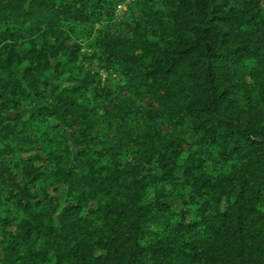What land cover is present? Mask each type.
I'll list each match as a JSON object with an SVG mask.
<instances>
[{
	"label": "trees",
	"instance_id": "trees-1",
	"mask_svg": "<svg viewBox=\"0 0 264 264\" xmlns=\"http://www.w3.org/2000/svg\"><path fill=\"white\" fill-rule=\"evenodd\" d=\"M123 1L0 0V264H264L262 0Z\"/></svg>",
	"mask_w": 264,
	"mask_h": 264
},
{
	"label": "rangeland",
	"instance_id": "rangeland-1",
	"mask_svg": "<svg viewBox=\"0 0 264 264\" xmlns=\"http://www.w3.org/2000/svg\"><path fill=\"white\" fill-rule=\"evenodd\" d=\"M131 1L132 0H124L122 3L117 4L114 10V17L117 20L126 21V14H127L126 12L130 10ZM262 5L264 6V0H262ZM79 41H81L82 53L88 55L91 54L92 51L90 49L89 42L83 40V38H81ZM80 62H82L84 66L88 68H92L97 64V62L92 59H90V61L88 62L85 61L84 63V59L81 58ZM100 76L102 83H105L108 80L111 82L112 85L121 82V76L117 70H111L109 71V73L100 71ZM49 191L53 193L51 189Z\"/></svg>",
	"mask_w": 264,
	"mask_h": 264
}]
</instances>
